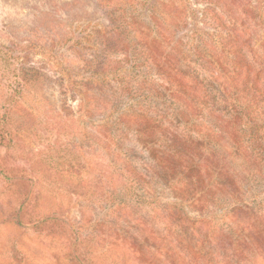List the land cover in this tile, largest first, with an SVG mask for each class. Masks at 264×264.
<instances>
[{"label": "rangeland", "instance_id": "rangeland-1", "mask_svg": "<svg viewBox=\"0 0 264 264\" xmlns=\"http://www.w3.org/2000/svg\"><path fill=\"white\" fill-rule=\"evenodd\" d=\"M241 206L264 241V0H0V264H206Z\"/></svg>", "mask_w": 264, "mask_h": 264}, {"label": "trees", "instance_id": "trees-1", "mask_svg": "<svg viewBox=\"0 0 264 264\" xmlns=\"http://www.w3.org/2000/svg\"><path fill=\"white\" fill-rule=\"evenodd\" d=\"M178 142V137L173 140L174 144H178ZM176 146L174 145L173 147L175 148ZM158 168L163 170L160 166ZM156 182L159 183V180H156ZM152 183H154L153 180ZM152 183L150 182L149 184L152 185ZM151 200L154 205L158 207L163 206V202H159L152 197ZM163 209L158 208L156 210H160L167 215V210ZM245 209L244 206H241L230 212V217L234 218V223L237 227L235 225L212 228L209 226V228L198 229L194 234L190 233V230L187 228H185V231L182 230L186 235L196 240L197 244H201L204 252L203 255L207 254V257L204 256L205 258H208V256L212 258L210 260L204 259L206 264H250L249 259L251 256L247 255L249 253L248 249H253V253L255 252L256 255L261 257L264 255V241L260 239L262 238V232L257 226H253L252 223L247 222V217L250 213ZM168 216L170 217V221H182L181 216L176 212L169 211ZM251 231L254 232L253 236H256L257 239L255 244L252 242V236L248 234Z\"/></svg>", "mask_w": 264, "mask_h": 264}]
</instances>
